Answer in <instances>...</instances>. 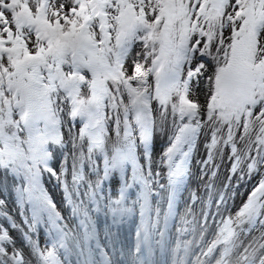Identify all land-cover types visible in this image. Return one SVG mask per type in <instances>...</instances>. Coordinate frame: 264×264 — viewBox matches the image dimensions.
<instances>
[{
    "label": "snow or ice",
    "instance_id": "obj_1",
    "mask_svg": "<svg viewBox=\"0 0 264 264\" xmlns=\"http://www.w3.org/2000/svg\"><path fill=\"white\" fill-rule=\"evenodd\" d=\"M137 42L150 65L134 60L129 74L126 60ZM67 117L81 125L70 152L61 135ZM169 122L173 134L160 162L169 165L168 184L159 185L168 190L165 227L190 150L201 135L205 166L230 147L235 161L246 164L241 172L255 175L264 168V0H0V170L23 175L27 186L21 197L32 204L33 222L46 214L57 233L56 246L67 251L72 243L81 249L85 258L79 264L113 261L99 245L100 260L92 259L63 224L39 175L65 183L64 163L57 170L52 162L57 153L70 156L65 200L85 229L86 245L96 238L91 213L103 212L112 225H120L132 209L125 206L123 191L120 199L109 197L104 204L100 180L89 183L79 199L84 145L88 161L95 151L109 152L108 176L129 163L135 166L137 149L147 161L155 127ZM145 167L137 169L134 181L143 185V194L135 250L127 253L132 264H152L150 240L158 234L155 244L163 250L166 235L158 224L160 209L150 202L159 173ZM237 170L233 163L232 172ZM113 180L119 182L115 175ZM123 187H130L127 179ZM205 191L209 199L201 205L202 219L190 204L178 229L181 234L198 230L199 239L178 237L173 264H264V178L234 216H221L223 194L215 200L216 211L210 210L214 181ZM217 216L221 219L213 220L216 230L208 240V218ZM7 239L0 235V241ZM39 256L37 264H58L52 251ZM0 264L26 262L19 252L8 257L0 246Z\"/></svg>",
    "mask_w": 264,
    "mask_h": 264
},
{
    "label": "bare ground",
    "instance_id": "obj_2",
    "mask_svg": "<svg viewBox=\"0 0 264 264\" xmlns=\"http://www.w3.org/2000/svg\"><path fill=\"white\" fill-rule=\"evenodd\" d=\"M141 50H142V44L140 42H137L134 45V47L132 48L130 56L126 60V65H129V68H130L129 69L130 73H131V70H132V62L134 60H140L141 62L146 63L142 59L143 54H142ZM137 53H141V55L138 56ZM201 87H204V85H201ZM201 100H203V95H201ZM261 173H264V168H261ZM261 177H262V175H261ZM262 178H264V177H262Z\"/></svg>",
    "mask_w": 264,
    "mask_h": 264
}]
</instances>
